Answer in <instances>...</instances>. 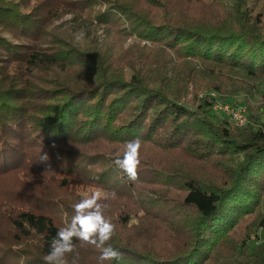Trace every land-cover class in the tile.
<instances>
[{
  "label": "trees",
  "instance_id": "16d2710c",
  "mask_svg": "<svg viewBox=\"0 0 264 264\" xmlns=\"http://www.w3.org/2000/svg\"><path fill=\"white\" fill-rule=\"evenodd\" d=\"M43 6L0 0V229L13 239L0 230V264H44L81 200L54 195L52 182L102 193L116 225L107 243L122 253L104 264H264V241L251 248L264 231V123L214 119L215 99L198 93L207 86L246 102L259 93L264 0ZM66 15L67 29L56 33L70 32L47 37L44 21L51 28ZM76 32L83 36L73 42ZM7 33L33 39L15 43ZM131 36L140 40L125 47ZM135 137L133 182L113 161ZM73 243L78 264H98L100 249Z\"/></svg>",
  "mask_w": 264,
  "mask_h": 264
},
{
  "label": "clouds",
  "instance_id": "9594fccd",
  "mask_svg": "<svg viewBox=\"0 0 264 264\" xmlns=\"http://www.w3.org/2000/svg\"><path fill=\"white\" fill-rule=\"evenodd\" d=\"M81 37L83 33L80 34ZM141 139L135 137L126 142L122 155L114 159V164L121 169L130 181L138 179V168L141 163ZM48 154L41 155L40 160L46 161ZM100 192H94L90 197L81 199L73 205L74 215L71 221L57 230L50 242L49 252L42 257L44 264H78L79 252L73 243L74 239L91 244L100 249L98 264L105 261H120L121 251L108 244L116 231V225L104 214L105 205L100 203ZM68 254H73L71 261Z\"/></svg>",
  "mask_w": 264,
  "mask_h": 264
},
{
  "label": "rangeland",
  "instance_id": "374dc122",
  "mask_svg": "<svg viewBox=\"0 0 264 264\" xmlns=\"http://www.w3.org/2000/svg\"><path fill=\"white\" fill-rule=\"evenodd\" d=\"M16 1L23 2L24 6H26V4H28V6L30 8L35 7L37 4H43L44 5L43 7L47 8L49 6V3H52V0H16ZM56 2H57V0H56ZM71 17H72V15H66L64 18H61L58 21H56L55 23H53L51 25V28L49 25L50 21H44L45 27L48 30L50 29V31H47L45 33L47 35V37H48V34H52V33H54L56 36H61V37L66 36V34L69 33L70 31L56 33V30L67 29V26H68V25L66 26L67 20H69ZM79 35H80V32H76L74 35V38H72L71 40L73 42L78 41ZM6 36L12 42H15V43H22L23 42L24 44L25 43L28 44L29 42H32V39H33V38L28 37V36L15 37L14 35H12L10 33H7ZM62 38H64V37H62ZM49 39H50V37H49ZM65 40H67V39L65 38ZM83 40L84 39H82V41ZM135 40H140V39L137 38L136 36L129 37L124 43L125 47H128L129 45H131ZM82 41H81V44H83ZM142 44H150V42H149V40H143ZM86 46H87V44L81 45V46H79V48L81 50L87 51ZM71 71L73 72V70H71ZM126 74L127 73H125V75ZM52 78L56 80L55 84L58 85V83H57L59 81L58 76L54 75ZM67 82L69 84H72V85L75 84V83L70 82V81H67ZM53 83L54 82L48 81L46 83V87L54 88L56 85ZM196 87H198V86H196ZM192 92L196 93V90L193 88V86L191 87V92L188 94L187 99H185L186 103H189L190 100H193V93ZM198 93L200 94L199 96L208 94L210 97L215 99V103H214L215 105L213 106V110L210 112L211 114H214V116H213L214 119L220 120L223 117H225V115L221 111V107L223 105H225V104H230V105L232 104L233 105L234 104V105L243 106V107L247 108L250 123H253L254 125H255V123L258 124V125H255L256 128H259L260 125L264 123V102H262V101H264V100H262L263 99L262 95L264 94V82L261 83L259 86V93L257 95H255L254 98L249 99L247 102H246L245 95L243 93H240V94L235 95V96L226 97L218 91L211 90V89L209 90L207 88V86L203 87L201 90L198 89ZM252 115H256V118H258V122H256L254 119L253 120L251 119ZM233 126L238 127L235 125H233ZM239 128H242V127H239ZM49 188H50V191L54 195L61 197V199L62 198L63 199H69L71 197V195H73V196L76 195V196L80 197L81 199L88 197L87 192H83L81 190H75L72 188H67V189L63 190V189L59 188L58 184H56L54 182L50 183ZM101 195H102V193H101ZM1 234H2V237L4 239H6L8 242L13 240V239H10V231L7 228H3L1 230ZM263 241H264V231L263 230H260L259 233H257V234L254 233L252 240H251V248L254 249L259 243H261ZM31 242L35 243L36 240L31 239ZM27 243H29V242H27ZM134 263L138 264V260H136V261L135 260H133V261L125 260L124 261V264H134Z\"/></svg>",
  "mask_w": 264,
  "mask_h": 264
},
{
  "label": "built area",
  "instance_id": "2783aa9c",
  "mask_svg": "<svg viewBox=\"0 0 264 264\" xmlns=\"http://www.w3.org/2000/svg\"><path fill=\"white\" fill-rule=\"evenodd\" d=\"M221 111L235 126L245 127L250 122L246 107L225 104L221 107Z\"/></svg>",
  "mask_w": 264,
  "mask_h": 264
}]
</instances>
